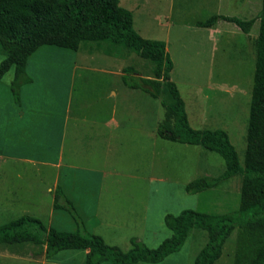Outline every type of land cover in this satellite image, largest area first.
<instances>
[{"label": "rangeland", "instance_id": "1", "mask_svg": "<svg viewBox=\"0 0 264 264\" xmlns=\"http://www.w3.org/2000/svg\"><path fill=\"white\" fill-rule=\"evenodd\" d=\"M118 3L132 12L133 26L141 36L165 42L173 63L169 76L184 98L192 124H196L192 117L198 118L203 112L206 123L202 128L224 129L242 165L254 70V38L258 30L256 17L261 0H119ZM212 14L254 17L255 21L248 33L225 20L216 21L210 27L212 30L196 25L197 20ZM105 47V43L95 42H84L77 50L41 45L24 65L32 81L19 89L22 98L30 103V121L36 116L54 118L53 113L64 103L70 85L73 87L70 121L77 120L80 130L87 120L105 117L110 112L122 120L119 130L114 135L112 132L109 150L105 147L103 152V146H97L90 151V159L82 157L81 152L75 159L78 169L67 165L70 163L67 154L64 158L61 168L64 182L70 183L73 174L77 177L75 185L66 187L79 212L81 209L84 230L102 236L106 243L122 250L132 246L131 238L155 247L171 234L163 222L165 213L176 214L183 208L212 213L237 209L239 174L196 193L184 190L185 183L195 177L220 174L225 168L223 158L200 145L168 142L159 137L156 128L164 116L160 101L139 88L125 86L118 74L131 65L138 75L152 77L153 64L121 47L107 54ZM4 55L0 46V60ZM13 73L12 67L0 81V111L4 101L12 96L8 81ZM109 90L116 94L110 96ZM163 97L168 100L167 95ZM199 105L203 110L199 109L198 114ZM33 138L32 134L26 137L25 149L28 154L38 156L41 146ZM81 144L86 146L85 141ZM83 167L92 171L82 170ZM39 170L31 164L0 160V188L5 186L12 191L18 186L49 182V172ZM100 171L105 172L104 187H100ZM16 192L12 191L7 199L0 194V224L27 213L47 226L67 231L77 229L65 211L50 212L46 204L16 199ZM236 234L234 228L214 264H233ZM206 240V231L192 228L178 251L158 262L132 264H193ZM17 245L0 250V264H86L82 248L62 249L41 261L36 258H42L44 246L26 241Z\"/></svg>", "mask_w": 264, "mask_h": 264}, {"label": "trees", "instance_id": "2", "mask_svg": "<svg viewBox=\"0 0 264 264\" xmlns=\"http://www.w3.org/2000/svg\"><path fill=\"white\" fill-rule=\"evenodd\" d=\"M118 2L0 0V46L5 53L0 60V79L13 67L9 88L13 101L18 103L20 86L31 81L24 63L44 44L77 50L84 42L105 43L104 52L107 54H113L114 48L121 47L148 59L153 64L152 77L138 75L137 70L128 65L123 68L121 81L125 86L139 88L160 101L164 116L157 124V135L171 141L200 145L218 153L225 162L220 174L195 177L184 185V190L196 193L239 174L238 208L221 213L191 208H183L176 214L165 213L163 222L171 231L168 237L155 247L131 238L132 246L122 250L106 243L102 236L84 230L80 213L62 187L56 185L52 208L67 212L77 229L67 231L47 226L40 218L24 213L0 224V245L19 246L25 241L40 244L44 246L46 258L62 249L82 248L86 250V264L158 262L178 251L192 228H200L206 231L207 240L196 253L193 264H214L222 253L224 242L237 228L233 264H264V0H261L256 17L258 30L254 38V70L242 165L224 129L194 128L189 124L184 100L169 76L173 63L165 42L141 36L133 26L132 12ZM218 20L233 22L244 33L250 31L255 21L254 17L242 19L235 15L212 14L204 20H197L196 25L211 27Z\"/></svg>", "mask_w": 264, "mask_h": 264}, {"label": "crops", "instance_id": "3", "mask_svg": "<svg viewBox=\"0 0 264 264\" xmlns=\"http://www.w3.org/2000/svg\"><path fill=\"white\" fill-rule=\"evenodd\" d=\"M208 28L212 30L210 27ZM25 64L26 62L24 63V65ZM118 74L121 75L122 72L120 71ZM71 75L72 78L73 74ZM3 77L4 76H2L0 81L3 79ZM10 82L11 80L8 81V86ZM72 90L73 87L71 85L66 88L65 101L63 104H61L59 109L53 113L54 118H51V116H44L43 119H39L40 117L36 116V118H34L33 120L31 119L30 121L29 119L32 114V109L30 103L22 98L21 91L20 100L18 103H15L13 101L12 96L8 97L4 101L0 111V115L2 117V120L0 121V160L4 162H19L23 163L24 165L31 164V167H36L38 170L43 169L46 172H49V175H51V179L47 183L33 186L27 185L23 188L19 186L16 188L13 187L14 189L12 191L17 190L16 193L18 198L16 199L20 198V200L27 202L29 201L30 203H34L37 205L46 204L50 212L51 210H54L52 208L53 190L56 185H60L62 187L66 196L74 204V200H72L73 198H71V196L67 192L66 184H69L70 186L75 185L77 182V177L75 174H73L75 177L73 176L72 180H69L71 181L70 183H65L62 178L61 168L62 164L64 163L66 154L68 156L67 159H69L68 162H70L69 164L67 163V165H69V167L71 168L78 169L79 166L76 165L75 159L79 157L80 153L82 152V157L90 159V151H92V149L97 146H103V152L105 151V147L106 150H109L112 132L114 135V132L119 130L122 123V120H120V118L114 117V114H112L111 116L110 112L105 117H100L98 119L92 118L90 120H87V123L81 129L84 130L80 132L81 130L79 129V123H77V120H75L74 122L70 121ZM115 94V91L109 90L110 96ZM180 95L184 100L181 93ZM199 106L200 107L197 108L198 114L199 109L203 110L202 105ZM45 114H47V112H45ZM186 114L189 124L194 128H202V126L206 123V118L204 117L206 115L203 112L201 113L202 115H198V118H194L195 116L192 117L193 121H195L196 124H192L187 112ZM31 134L34 136L33 140L35 141V144L39 147L41 146L40 154L38 156H32L28 154L25 149L28 141L26 140V137ZM118 135L120 136L119 133ZM84 141L86 143V146L81 144ZM167 141L170 142L171 140ZM81 169L92 171V169L88 167H83ZM99 173L101 174L100 187H104V181H102V178L104 177L105 172L100 171ZM40 174L41 172H39V175ZM4 187L5 186H2L0 188V194H3L2 197L7 199V197L11 195L12 191H10L9 189H5ZM116 187H118V185H116ZM4 190H7V192H5ZM79 213L82 217L83 214L81 212V209ZM51 214H53V212ZM94 221L95 220H93V225ZM4 247L8 248L7 245H0V250ZM44 258L46 257L43 253L42 258L39 257L36 259L43 261Z\"/></svg>", "mask_w": 264, "mask_h": 264}]
</instances>
